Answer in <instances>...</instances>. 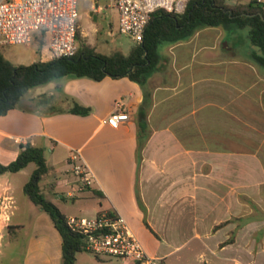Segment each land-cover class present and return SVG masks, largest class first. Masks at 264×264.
<instances>
[{"label": "crops", "instance_id": "0c3cea01", "mask_svg": "<svg viewBox=\"0 0 264 264\" xmlns=\"http://www.w3.org/2000/svg\"><path fill=\"white\" fill-rule=\"evenodd\" d=\"M92 8L103 9L95 2ZM79 30L97 52L120 51L92 42L89 29ZM45 41L44 55L31 63L49 59ZM241 44L239 29L211 26L160 49L159 67L146 86L151 133L140 163L141 86L128 77L73 75L30 88L17 107L0 115V162L14 161L26 143L43 147L48 199L67 217L121 214L162 264L183 249L199 250L200 264H264V66ZM117 101L130 118L113 127L103 120ZM75 102L91 112L73 113ZM74 151L90 170V185L72 170ZM35 167L0 174V203L11 204L0 206V264H62L61 234L24 192ZM9 225L17 227L15 238Z\"/></svg>", "mask_w": 264, "mask_h": 264}, {"label": "trees", "instance_id": "16d2710c", "mask_svg": "<svg viewBox=\"0 0 264 264\" xmlns=\"http://www.w3.org/2000/svg\"><path fill=\"white\" fill-rule=\"evenodd\" d=\"M255 2L258 4H254ZM262 3H264L262 0H251L248 3H229L225 0H189L183 13L158 8L152 14L143 41H134L135 43L127 54L121 51L110 54L97 52L88 43L82 41L79 29L77 31L78 50L72 57H59L17 65L8 60L0 49V115L17 107L23 95L30 88L66 75L97 81L106 76L128 77L138 83L144 92L136 122V158L140 163L143 148L151 133L148 121L151 95L146 86L150 76L159 67L160 49L165 45L186 41L205 27L223 26L235 30L248 27L249 39L256 46L252 52V59L258 65L264 66V5ZM71 111L87 115L91 112V108L75 102ZM30 163H34L36 167L24 185V192L33 204L51 216L55 227L61 234L62 264H77V254L85 251L84 236L69 225L68 217L44 193L42 181L49 174L44 148L31 143L22 145L14 161L8 164L0 162V174L18 172ZM146 225L152 230L148 223ZM8 231L12 238L18 234L16 226L9 225ZM230 241L232 239L225 243Z\"/></svg>", "mask_w": 264, "mask_h": 264}, {"label": "built area", "instance_id": "2783aa9c", "mask_svg": "<svg viewBox=\"0 0 264 264\" xmlns=\"http://www.w3.org/2000/svg\"><path fill=\"white\" fill-rule=\"evenodd\" d=\"M110 3L119 11V32L135 42L143 41L145 30L158 8L185 12L189 0H95ZM80 0H0V47L10 44L30 45L37 33L44 32L48 40L49 59L72 57L77 53ZM117 109L103 120L113 127L130 118L128 111ZM79 151L72 152L69 163L85 186L91 184V174ZM3 209L11 204L0 203ZM5 219L9 215L3 212ZM68 223L84 236V250L102 257L112 256L126 264H162L149 256L126 219L116 212H102L93 217L69 216Z\"/></svg>", "mask_w": 264, "mask_h": 264}, {"label": "rangeland", "instance_id": "374dc122", "mask_svg": "<svg viewBox=\"0 0 264 264\" xmlns=\"http://www.w3.org/2000/svg\"><path fill=\"white\" fill-rule=\"evenodd\" d=\"M229 3H248L251 0H225ZM264 1V0H262ZM94 0H80L79 12L81 14L79 25L84 29H89V39L92 42H96V38L100 42H108L111 46L118 47V50L129 53L131 47L135 43L130 37L123 35L118 30L119 11L116 7L108 6L109 3L100 2L103 6L101 11H94L92 4ZM93 12V14H91ZM94 16L97 18L94 19ZM248 27L239 29L242 36V44L240 49H256L248 36ZM87 39V38H86ZM85 37L82 36V41L86 42ZM45 33H38L33 42L30 45L26 44H10L0 47L4 56L13 63L24 62L26 64L31 63L32 59H40L44 55L43 45L45 44ZM87 43V42H86ZM80 44V42H79ZM33 165V164H32ZM78 178V177H77ZM79 179V178H78ZM75 194L79 196L84 195L78 189L74 188ZM72 204L71 200H67ZM88 203H90L88 201ZM66 203H62V206ZM74 209L76 208L73 205ZM83 214V213H82ZM87 214V213H86ZM99 215V214H98ZM199 250H182L181 252L173 255L168 261L169 264H200V258L198 256ZM81 264H118L123 263L122 259L112 256L102 257L100 255L83 251V255L80 259Z\"/></svg>", "mask_w": 264, "mask_h": 264}, {"label": "water", "instance_id": "95a60500", "mask_svg": "<svg viewBox=\"0 0 264 264\" xmlns=\"http://www.w3.org/2000/svg\"><path fill=\"white\" fill-rule=\"evenodd\" d=\"M254 4H258L257 2H255ZM262 5H264V3H262ZM96 7H97V4H96Z\"/></svg>", "mask_w": 264, "mask_h": 264}]
</instances>
